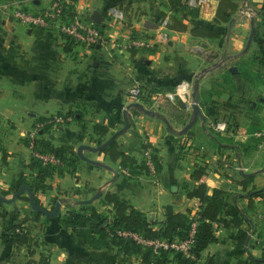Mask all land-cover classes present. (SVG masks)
I'll return each instance as SVG.
<instances>
[{"label":"crops","instance_id":"1","mask_svg":"<svg viewBox=\"0 0 264 264\" xmlns=\"http://www.w3.org/2000/svg\"><path fill=\"white\" fill-rule=\"evenodd\" d=\"M233 1L238 6L226 10L229 19L219 20L205 19L188 5L174 7L170 0H76L74 16L105 28V40L88 46L68 42L60 21L33 27L12 15L14 5L42 8L47 0H0V190L11 196L25 176L34 186L41 183L27 167L32 151L24 137L29 132L24 126H41L37 112H85L81 120L48 125L44 132L55 144L71 146L77 157L75 172L55 174L48 179L47 190L36 192L48 209L60 200L59 214L46 222L39 220L23 198L27 192L10 203L0 201L7 211L0 218V264H29L31 259L37 264L42 253L49 256L50 264H143L137 254L119 252L110 234L94 227L93 221L112 207L105 193L113 191L129 199L151 220H164L168 204L180 211L190 208L194 214L201 200L189 197L180 181H188L199 164L206 166L209 191H225L223 215L241 211L248 234L244 243H238V227L215 223L218 240L201 252L197 264H264V0ZM111 6L124 10L123 22L112 18ZM96 12L99 19L93 18ZM165 16L170 18L169 36L159 39V21ZM175 22L183 27L173 28ZM196 23L215 26L221 34H193ZM253 25L256 30L250 39ZM132 32L151 45L131 47ZM137 82L143 94L134 100L129 89ZM181 82L188 84L186 99L169 97ZM195 89L207 119L204 124L199 117L181 133L192 114ZM134 101L151 112L129 107ZM23 105L41 111L33 110L30 118H24L29 110L25 113ZM165 105L178 107L183 115L167 116ZM108 116L129 118L130 126L116 137L119 149L139 162L145 160L150 173L123 165L103 150L84 149L91 161L80 157L81 144L99 145L126 121L100 136L93 125ZM218 118L230 120V128L213 132L210 124ZM9 121L20 127L1 125ZM150 149L159 159L157 169L150 164ZM97 192L101 196L82 202ZM72 207L83 212L79 218L68 219L65 213ZM20 222L37 240L33 253L28 246L12 242L10 227Z\"/></svg>","mask_w":264,"mask_h":264},{"label":"trees","instance_id":"2","mask_svg":"<svg viewBox=\"0 0 264 264\" xmlns=\"http://www.w3.org/2000/svg\"><path fill=\"white\" fill-rule=\"evenodd\" d=\"M74 1L76 0H67L65 2L63 6L64 18L74 17V13L72 12ZM170 2L177 8L186 9L187 7L182 0H170ZM237 6L238 4L233 0H220L216 15L217 19H229L226 10L228 8L235 9ZM97 25L105 33V28L99 23ZM171 26L177 28L181 24L175 22ZM192 32L196 35L209 37H218L221 34L217 27L207 23H196L192 27ZM132 37L140 36L132 32ZM66 38L68 42H72L71 38ZM68 113L73 115L72 111H68ZM67 115L65 116L67 117ZM76 119L78 118L76 117ZM121 122H124L121 118L108 116L107 121L95 122L93 129L100 136H105L111 127ZM45 131L46 127L33 139H26L32 151L27 167L36 173L41 183L34 186L27 176L24 177L23 181L33 188L35 201L39 205H42V203L36 192L38 190L45 191L50 187V183L48 182L49 178H52L55 174L64 175L65 170L75 172L77 168V157H75L71 146L66 143L55 144L50 138L44 135ZM152 149L157 150L156 148ZM103 152L107 153L114 160L120 158L123 165H136V167L149 173L152 170L145 160L139 162L134 156L121 152L116 138L103 149ZM40 153L52 154L56 158V161H45L39 156ZM6 154V151H4L5 158ZM151 159L155 163V169H157L160 166L157 155L153 153ZM206 176V166L199 164L194 168L189 180L184 184V188L189 197L196 196L201 200V204L194 214L190 208L186 211H180L175 210L171 204H168L165 206L164 220H151L145 211L136 207L129 199L121 197L116 192L107 191L105 193V199L112 207L108 208L107 211L93 221L94 227L107 231L110 234L111 241L119 252L126 256L137 254L143 264H197L201 252L211 243L218 240L215 223L238 227L236 240L238 243H244L247 240L248 232L242 227V224L246 216L241 211H237L230 217L224 216L223 208L227 204L225 191L214 188L210 192L209 186L205 181ZM1 192L7 194L9 191L1 190ZM258 192L259 190L254 191L252 194ZM23 198L29 201L28 195H24ZM33 211L35 216L43 222L48 221L50 218L45 213L36 210ZM6 213L7 211L1 203L0 218ZM69 214L72 216L73 212L69 211ZM193 228L194 232H192ZM9 234L13 244L17 246H28L31 253L35 251L31 247L37 245V240L32 236L30 229L22 224V222L12 225ZM164 238L171 240L175 238L182 240L192 238L189 253L176 250L173 247H155L154 244L148 243V240ZM35 262L33 259L29 260V264H36ZM37 264H50L49 256L42 253Z\"/></svg>","mask_w":264,"mask_h":264},{"label":"built area","instance_id":"3","mask_svg":"<svg viewBox=\"0 0 264 264\" xmlns=\"http://www.w3.org/2000/svg\"><path fill=\"white\" fill-rule=\"evenodd\" d=\"M66 0H47V3L42 8H29L23 5H14L12 7V15L15 19L24 22L25 24L33 27H45L52 24L55 21H60L61 32L73 39L77 43L85 44L88 46H94L102 43L105 40V33L101 31L95 21H85L74 16L73 18L63 17V6ZM183 3L189 7L195 8L202 14L205 19H212L216 16L217 9L220 0H182ZM109 14L114 20L123 22L125 19V12L122 8L117 6H111L109 8ZM170 24V18L168 16L162 17L159 21V39H167L169 36L168 27ZM129 45L131 47H143L151 45V41L143 37H130ZM188 84L181 82L175 93H170L169 97L173 98L175 95H179L183 99H186L188 94ZM130 96L134 100H138L143 94V88L140 83H135L129 89ZM69 119V116L63 114H56L52 118L54 123H61ZM211 128L216 132H223L230 127V120L228 119H215L210 124ZM45 161H56V158L52 154L40 153ZM194 232V228L192 230ZM148 243L154 244L155 247H173L176 250H181L189 253V249L192 245V238L185 240L175 239H156L148 240Z\"/></svg>","mask_w":264,"mask_h":264},{"label":"water","instance_id":"4","mask_svg":"<svg viewBox=\"0 0 264 264\" xmlns=\"http://www.w3.org/2000/svg\"><path fill=\"white\" fill-rule=\"evenodd\" d=\"M99 15L98 12L95 13V15H93L94 19H99ZM255 30L256 27L255 25H253L252 29H251V33H250V39H252L254 37L255 34ZM230 70L232 72H237L238 68L237 67H231ZM196 89L193 91L192 96L195 98L193 103H192V114L190 119L188 120V122L184 125V127L181 129V133L186 132L189 128H191L195 122L197 121V119L199 117H201L203 119V122L205 124V121L207 119L206 115L202 112L201 106L198 102V100L196 99ZM131 106H136L139 107L140 109H142L144 112L146 113H150L151 111H149L148 109H146L144 107V105L139 102V101H134L132 102L129 107ZM168 124L170 125L169 121L167 120ZM130 126V121L128 119V117L126 118L125 124L122 128L115 130L104 142L100 143L97 146H91V145H87V144H81L78 148V154L80 155V157L87 159V160H92L91 158H89L85 153H84V149L86 148H91L94 151H102L103 149H105L107 147V145L112 142L123 130L127 129ZM112 168V167H111ZM113 169V168H112ZM114 171L116 173H118L115 169ZM24 192L28 193L29 196V203L31 205V207L39 212L45 213L49 216H56L59 214V210H60V205H61V201L58 200L54 206L53 209H48L43 205H39L36 201H35V194H34V190L33 188L27 184V183H22L18 189L12 193L11 196H7L4 195L1 190H0V201L1 202H5V203H10L15 201L19 196H21ZM99 196H101V192H97L95 193L91 198L88 199H83L82 202L83 203H90L92 202L95 198H98ZM256 259H261V257H255Z\"/></svg>","mask_w":264,"mask_h":264},{"label":"rangeland","instance_id":"5","mask_svg":"<svg viewBox=\"0 0 264 264\" xmlns=\"http://www.w3.org/2000/svg\"><path fill=\"white\" fill-rule=\"evenodd\" d=\"M26 7V6H25ZM65 36V35H64ZM65 37H67V36H65ZM72 40V42L74 43L75 41L73 40V39H71ZM6 106V105H5ZM12 106H17V105H12ZM44 106V105H43ZM85 107H87V105H84ZM83 106V108H85ZM188 106V105H187ZM23 107H26V109H24V112L25 113H27L28 112V110H29V112L25 115V116H23L24 118H28L29 116H31L30 115V112L32 111L33 112V110L34 111H41V110H39V108L37 109V106H33V105H23ZM70 111H72L73 112V115H71V114H69L68 113V111H66V112H64V111H62V110H57V109H54V110H50V109H48L47 111L46 110H43V113L42 112H37V114L35 115L37 118H38V120L40 121V123H42L41 124V126L40 127H38V125H37V123H31L30 125H28V127L27 126H24V127H26L27 129L29 128V132L27 133V131H26V133L24 134V137H25V142H26V139H33L35 136H37V134H38V129H39V132H40V128L42 129V128H44V127H47L48 125H53V124H55L54 123V121H52V118L54 117V115H56V114H63V115H67V116H69V119H66L65 121H63V122H61V123H65L66 121H70L72 118L74 119H76V117L78 118V120H81V119H83V116L85 115V112L82 110V109H73V110H70ZM181 111L182 110H179V108L178 107H174V105H165V114L167 115V116H172V118H180L183 114H181ZM71 116V117H70ZM30 118V117H29ZM129 119V118H128ZM126 120V119H125ZM124 120V121H125ZM174 120V119H173ZM11 121V120H10ZM6 122V124H3L4 122H1V125H3L5 128H9V129H11V128H19L20 126H18V125H12L11 124V122ZM33 122H34V120H33ZM124 124H125V122L123 123V125L122 126H124ZM121 126V127H122ZM38 128V129H37ZM47 129V128H46ZM213 130V129H212ZM213 132H215V133H218V132H216V131H214L213 130ZM24 139V138H23ZM27 143V142H26ZM28 144V143H27ZM150 158H151V156L153 155V150L152 149H150ZM150 164L154 167L155 166V163L153 162V160L151 159V161H150ZM181 182V184H185L186 183V181H180ZM5 195H7V194H5ZM67 204H70L71 205V203H67ZM66 204V205H67ZM32 208V207H31ZM75 208H71V209H67V213H65L67 216H68V219L69 218H74V219H77V218H79V215H82V213L83 212H80L79 210H74ZM69 211L70 212H73V214H72V216L69 214ZM78 215V216H77ZM67 221H69V220H67ZM155 221H157V220H155Z\"/></svg>","mask_w":264,"mask_h":264}]
</instances>
